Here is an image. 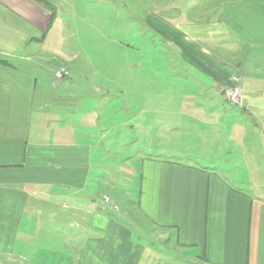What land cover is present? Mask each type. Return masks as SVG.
Wrapping results in <instances>:
<instances>
[{
  "label": "crops",
  "instance_id": "crops-1",
  "mask_svg": "<svg viewBox=\"0 0 264 264\" xmlns=\"http://www.w3.org/2000/svg\"><path fill=\"white\" fill-rule=\"evenodd\" d=\"M58 4L0 0V264H264V148L260 158L257 150L248 151L246 160L244 153L238 160L236 151L218 149L215 156L201 153L195 164L185 163L179 153L146 154L140 160L138 211L112 209L122 206V198L108 196L115 189L112 179L97 181L93 174L100 167L94 161L101 142H94L92 132L79 141L77 125L47 118V104H52L45 93L48 85L68 87L72 76L66 62L55 70L46 63L59 14L61 19ZM179 26L199 44L213 42L218 49L219 41L238 39L232 52H247L246 58L254 59L262 48L254 43L264 36L257 21L245 32L241 24L219 19ZM62 69L65 74L57 78ZM239 71L249 83L241 88L242 110L261 119L264 147V68L251 62ZM211 77L222 84L217 73ZM219 102L227 104L222 98ZM140 118L134 121L139 132L172 139L168 123L160 133L152 126L155 117ZM198 118L204 121H189L199 122L211 140L233 141L232 134L204 125L228 117ZM246 165L262 173V194L242 189L244 175L233 173Z\"/></svg>",
  "mask_w": 264,
  "mask_h": 264
},
{
  "label": "rangeland",
  "instance_id": "rangeland-1",
  "mask_svg": "<svg viewBox=\"0 0 264 264\" xmlns=\"http://www.w3.org/2000/svg\"><path fill=\"white\" fill-rule=\"evenodd\" d=\"M60 3L61 19L59 14L56 37L47 51L51 53H45L46 63L48 69L55 70L64 61L72 69V76L68 87L48 85L45 93L48 103L52 104H47V118L50 122L77 125L79 141L86 138L84 134L92 132L94 142H101L94 161L100 167L93 174L97 181H102L103 177L112 179L111 186L115 189L110 188L108 196L122 198V206L113 204V210L119 213L138 211L140 160L151 152H168L167 157L179 153L180 157H186L185 163H194L201 153L219 155L218 149H224V153H227L225 149L236 151L238 160L242 153L246 160L247 152L252 149L257 150L258 158L262 156V121L258 117L251 119L250 111L242 110L241 88L249 83L239 70H245L251 62L264 68L261 51L264 50V36L254 42L262 48L254 52L252 59L246 58L247 52H232L238 39L231 43L219 41L218 49L213 42L199 44L194 41L179 24L219 19L230 25L241 24L245 32L257 21L264 29V9H259L260 6L264 8V2L60 0ZM59 37L64 40L61 44ZM241 44L238 45L242 47ZM252 53L248 51L250 56ZM232 71H237V75H232ZM47 73L49 76V71ZM216 73L222 84L212 79L211 75ZM50 96L60 102L53 103ZM220 98L227 104L222 106ZM218 115L228 118L220 124L204 125L216 127L210 130L232 134L233 141L219 136L211 140L199 122L189 121L190 117L204 121L198 117ZM233 116L242 117L235 119ZM138 117H155L152 126L158 127L160 133L168 123L172 139L169 142L162 138L164 136L153 139L150 134L139 132L134 123ZM125 126L130 129H123ZM246 167L233 171L235 175H244L246 184L240 187L262 194V173ZM114 177L117 182L113 181Z\"/></svg>",
  "mask_w": 264,
  "mask_h": 264
},
{
  "label": "built area",
  "instance_id": "built-area-1",
  "mask_svg": "<svg viewBox=\"0 0 264 264\" xmlns=\"http://www.w3.org/2000/svg\"><path fill=\"white\" fill-rule=\"evenodd\" d=\"M65 72H66V71H65L64 69L60 70V71L57 73L56 77H57V78H62L63 75L65 74ZM105 201H106L107 203H110V200H109L108 197L105 198ZM113 208H114V206H113Z\"/></svg>",
  "mask_w": 264,
  "mask_h": 264
},
{
  "label": "trees",
  "instance_id": "trees-1",
  "mask_svg": "<svg viewBox=\"0 0 264 264\" xmlns=\"http://www.w3.org/2000/svg\"><path fill=\"white\" fill-rule=\"evenodd\" d=\"M42 1V0H41ZM55 17V13L53 12L52 13V17H51V22H52V20H53V18Z\"/></svg>",
  "mask_w": 264,
  "mask_h": 264
}]
</instances>
